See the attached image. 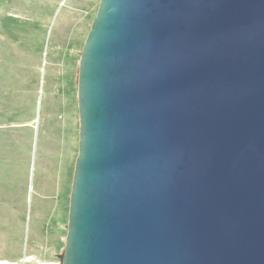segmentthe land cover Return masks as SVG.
Here are the masks:
<instances>
[{
	"label": "water",
	"instance_id": "water-1",
	"mask_svg": "<svg viewBox=\"0 0 264 264\" xmlns=\"http://www.w3.org/2000/svg\"><path fill=\"white\" fill-rule=\"evenodd\" d=\"M76 84L60 264H264V0H99Z\"/></svg>",
	"mask_w": 264,
	"mask_h": 264
},
{
	"label": "rangeland",
	"instance_id": "rangeland-1",
	"mask_svg": "<svg viewBox=\"0 0 264 264\" xmlns=\"http://www.w3.org/2000/svg\"><path fill=\"white\" fill-rule=\"evenodd\" d=\"M99 0H0V262L60 264L77 71Z\"/></svg>",
	"mask_w": 264,
	"mask_h": 264
}]
</instances>
